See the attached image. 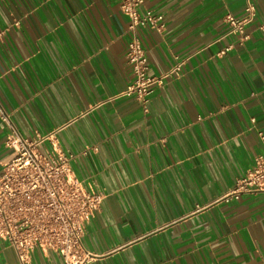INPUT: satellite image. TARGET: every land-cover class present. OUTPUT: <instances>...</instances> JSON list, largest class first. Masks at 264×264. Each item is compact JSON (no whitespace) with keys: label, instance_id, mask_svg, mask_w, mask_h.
<instances>
[{"label":"crops","instance_id":"1","mask_svg":"<svg viewBox=\"0 0 264 264\" xmlns=\"http://www.w3.org/2000/svg\"><path fill=\"white\" fill-rule=\"evenodd\" d=\"M254 4L241 45L224 18H244L247 0H145L140 12L164 25L139 31L150 74L180 72L144 113L125 96L121 0H0V174L3 112L27 138L60 130L76 178L107 196L85 229L89 264H264V192L224 200L264 153V0ZM0 264H20L2 240ZM32 264L63 263L37 250Z\"/></svg>","mask_w":264,"mask_h":264},{"label":"built area","instance_id":"2","mask_svg":"<svg viewBox=\"0 0 264 264\" xmlns=\"http://www.w3.org/2000/svg\"><path fill=\"white\" fill-rule=\"evenodd\" d=\"M226 2L228 0H222ZM255 0H247L242 19L227 14L224 18L229 33L239 36L242 45L248 40L246 28L256 16ZM145 0H121V10L129 18L126 62L133 81L125 92L148 113L151 97L165 79L180 72V66L168 75L153 76L139 31L164 28L160 16L151 11L140 12ZM264 32V23L260 26ZM230 50V48H229ZM7 130L9 155L0 174V240L12 247L20 264H32L33 253L59 256L63 264H89L92 260L83 246L87 225L107 198L104 191L88 188L71 168L72 155L57 149L60 130L33 138L22 136L11 118L1 114ZM264 146V135H260ZM50 142L52 150L43 151ZM264 192V153L255 157L253 168L236 181L224 200H240L243 195Z\"/></svg>","mask_w":264,"mask_h":264}]
</instances>
